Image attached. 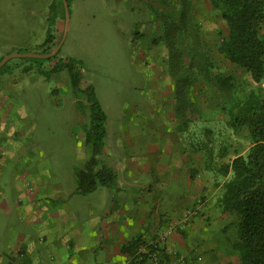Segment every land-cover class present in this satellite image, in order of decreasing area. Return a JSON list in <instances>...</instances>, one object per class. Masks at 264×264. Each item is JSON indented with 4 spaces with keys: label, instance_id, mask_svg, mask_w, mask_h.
Listing matches in <instances>:
<instances>
[{
    "label": "rangeland",
    "instance_id": "374dc122",
    "mask_svg": "<svg viewBox=\"0 0 264 264\" xmlns=\"http://www.w3.org/2000/svg\"><path fill=\"white\" fill-rule=\"evenodd\" d=\"M189 1L193 16L190 26L186 24L183 0H68V23L59 52L50 59L13 58L0 71L2 95L13 106V113L24 114L20 122L22 136L16 137L12 155L3 153L0 157V185L10 191L15 174L23 168L31 170L38 160L36 153L43 152L49 155L44 161L50 162L62 186L72 187V170L77 169L75 178L84 171L86 165L81 167L93 149L87 140L92 103L84 89L90 87L105 117V132L113 131L116 120L133 109L139 114L135 118L143 117L146 105L159 96L155 88L161 79L156 75L170 76V98L178 103V117H184L186 108V116H198L199 104L206 109L204 118L213 120L215 126H204V142L216 137V148L230 142L245 153L249 144L242 135L232 134L215 91L197 83L199 79L187 70L193 52L196 47L202 51L210 73L230 76L240 97L258 86L219 56L217 48L226 29L218 10L207 0ZM127 6L133 8V13L126 10ZM62 9L58 0H0V58L41 54L48 32L53 37L52 44L47 45H53L51 51L63 35ZM56 63L61 64L60 69L50 73ZM65 64L74 65L80 80L78 91L72 87ZM24 66L31 71L25 72ZM259 89L264 96L263 88ZM0 137L4 142V135ZM108 140L109 135L103 144L107 145ZM23 151L27 153L21 157ZM230 158L220 159L218 164ZM222 181L212 175L214 185ZM0 217L4 216L0 213ZM212 218L218 225L214 223V228L208 230L209 248L194 257L193 264H240L234 249V219L220 212ZM187 262L189 259L183 257L182 264Z\"/></svg>",
    "mask_w": 264,
    "mask_h": 264
},
{
    "label": "crops",
    "instance_id": "0c3cea01",
    "mask_svg": "<svg viewBox=\"0 0 264 264\" xmlns=\"http://www.w3.org/2000/svg\"><path fill=\"white\" fill-rule=\"evenodd\" d=\"M126 10L133 13L131 6ZM155 77L161 79L155 88L159 96L146 105L143 117L135 118L139 114L133 109L105 132L110 140L95 157V169H109L111 184L76 194L77 169L72 187L65 189L44 161L49 155L37 152L35 166L18 171L10 191L0 185V264H137L133 243L152 241L162 232L163 264L178 254L193 264L207 251L208 230L218 225L212 217L219 212L221 186L204 168L203 128L215 123L206 121L201 104L198 116H186V108L178 117L170 76ZM262 82L258 90L264 95ZM12 111L0 90V136L5 137L4 142L0 137V157L22 136L24 114ZM190 208L195 215L181 223Z\"/></svg>",
    "mask_w": 264,
    "mask_h": 264
},
{
    "label": "trees",
    "instance_id": "16d2710c",
    "mask_svg": "<svg viewBox=\"0 0 264 264\" xmlns=\"http://www.w3.org/2000/svg\"><path fill=\"white\" fill-rule=\"evenodd\" d=\"M207 1L218 10L220 19L225 24L226 32L217 48L219 56L236 66L259 86L264 80V0ZM58 2L62 8L61 0ZM183 5L186 24L190 26L193 20L192 4L189 0H183ZM52 42L53 37L48 32L41 54L49 53L53 45L49 48L47 45ZM200 52L202 51L196 47L187 70L195 74V79H199L197 83L214 89L219 101L218 107L227 116L232 134L242 135L249 144L245 153H242L230 142L216 148L217 138L210 137L208 141H203L204 168L223 180L216 205L221 214L234 219V249L239 263L264 264V97L258 88L249 90L240 97L231 77L214 75L208 71L205 57ZM60 67L61 64L56 63L49 72H57ZM65 67L73 89L78 91L80 80L74 65L65 64ZM84 90L88 91L92 103L93 118L87 140L93 149L85 170L76 175L75 193L80 195L89 194L96 186L109 185L114 180L109 169H95V157L101 153L104 145L105 117L93 99L90 87ZM230 155V160L218 164V160ZM138 244L139 240L132 245L135 251Z\"/></svg>",
    "mask_w": 264,
    "mask_h": 264
},
{
    "label": "built area",
    "instance_id": "2783aa9c",
    "mask_svg": "<svg viewBox=\"0 0 264 264\" xmlns=\"http://www.w3.org/2000/svg\"><path fill=\"white\" fill-rule=\"evenodd\" d=\"M198 204V203H197ZM196 204V205H197ZM195 215V209H188L181 220V223L187 222L191 217ZM166 240V234L164 232L160 233L156 238L152 241L144 242L141 246H139L134 253V261L137 264H163L164 262V249L163 245ZM175 255H172V264L174 263H182L183 257L179 256L175 259Z\"/></svg>",
    "mask_w": 264,
    "mask_h": 264
},
{
    "label": "water",
    "instance_id": "95a60500",
    "mask_svg": "<svg viewBox=\"0 0 264 264\" xmlns=\"http://www.w3.org/2000/svg\"><path fill=\"white\" fill-rule=\"evenodd\" d=\"M61 4H62V8H63V13H64L65 27H64L63 35H62V38H61L60 42L49 53H46V54L27 53V54H10V55H7V56L3 57L0 60V68L8 60L13 59V58L50 59L54 55H56V53L59 51V49H60V47L62 45V41H63V38L65 36L66 28H67V23H68V7H67V1L66 0H61Z\"/></svg>",
    "mask_w": 264,
    "mask_h": 264
}]
</instances>
